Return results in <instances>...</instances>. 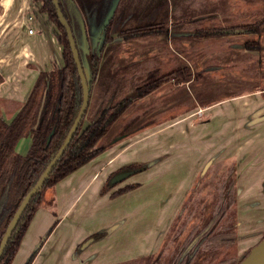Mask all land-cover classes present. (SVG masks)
<instances>
[{"label":"crops","instance_id":"obj_1","mask_svg":"<svg viewBox=\"0 0 264 264\" xmlns=\"http://www.w3.org/2000/svg\"><path fill=\"white\" fill-rule=\"evenodd\" d=\"M29 28H33L32 33ZM60 50L52 27L31 0H0V108L13 101L12 109L6 112L9 120L28 97L38 73L49 71L60 61ZM127 55L122 52L118 57L134 60L133 64L140 58L139 54ZM158 56L164 61L169 54ZM258 56L263 59L260 50L244 48L213 52L207 56L205 68L207 72L218 68L215 60L220 57L228 63L231 78L251 83L258 80V75L251 70L239 71L236 63ZM174 91L165 88L156 94L160 96L158 108L163 109L165 103L179 106L184 91ZM196 101V108L122 139L57 181L54 206L37 208L10 264L25 262L39 235L55 217L54 228L30 264H120L151 254L161 245L200 170L217 163L222 164V170L231 162L236 169L235 252L238 258L247 253L264 236V86L252 85L207 103ZM193 115L199 118L188 119ZM140 135L145 140L138 139ZM30 143L29 137H22L16 150L24 153ZM156 157H160L156 163L100 194L102 183L120 166ZM132 183H137L135 188L109 196ZM116 222H120L116 229L82 247L91 232Z\"/></svg>","mask_w":264,"mask_h":264},{"label":"trees","instance_id":"obj_2","mask_svg":"<svg viewBox=\"0 0 264 264\" xmlns=\"http://www.w3.org/2000/svg\"><path fill=\"white\" fill-rule=\"evenodd\" d=\"M31 3L37 7L38 11L46 13L47 21L52 22L57 27L53 30V35L61 44L63 64H55L49 71L42 70L38 73L28 97L10 121H6L2 115L0 116V238L22 198L34 186L41 172L64 143L71 123L78 114L83 101L81 78L72 57L65 28L58 20L52 0H31ZM61 6L60 3L62 10ZM209 7L211 8H206L208 11L205 13L206 15L197 17L196 25L191 26L194 29L193 36L199 39L197 55L205 56L216 50H229L238 47L234 40L228 42L224 38L231 29L247 30L251 28L256 33H261L264 11L259 16L260 18L248 20V18L240 19L231 12H227L218 3H212ZM157 11L155 9L154 15H157ZM221 18L228 19V22H222ZM208 24L213 25L207 27ZM163 28L161 21H153L147 22L145 25H135L124 29L123 32L125 33L123 34L128 38L146 35L147 33H162ZM106 29L109 35L111 33L109 24L104 26L105 34ZM241 46L259 49L260 39L248 38L241 43ZM83 56L81 59L82 62L84 60L87 85L90 91L86 110L68 146L49 174L50 176L45 180L43 186L36 191L37 194L30 199L26 209L22 212L17 226L7 240L0 257V264L12 262L22 242L21 239L29 227V221H31L37 210V205L45 194L44 192L53 188L57 181L95 158L108 146L148 127L150 124L160 123V121L172 118L177 113H182V111L196 106L191 98L186 99L179 106L171 105L159 112L157 117L141 122L133 129H128L131 120L136 117L140 118L141 114L151 111L155 102L151 100L145 107L136 105L132 108L129 98H123L116 103H114L115 98L108 101L104 96L101 98L103 83L101 81L102 85L99 86L98 56L91 53L87 55L85 53ZM190 77L191 74L187 68L181 67L164 74L156 81L150 80L147 83H140L136 89L139 90V95L143 96L155 91L158 87L157 84L165 82V80L185 81ZM2 80L0 72V82ZM128 106L131 107L129 113L122 116ZM118 120L121 121L122 126L119 127L117 134L111 141L107 142L104 137H106L109 128ZM26 136L30 137L31 145L27 152L22 155L17 153L15 148L18 140ZM219 165L222 164L207 165L200 170L190 192L182 202L183 205L172 218L165 238L155 253L153 264H237L242 259L227 255L225 251L235 243L237 236L235 164L234 162L224 164L222 170L219 169ZM149 166V163L139 161L120 166L102 184L100 194L106 193L117 184L111 182V179L119 171H129L134 174V172L144 170ZM215 171L217 173L209 183V189L202 194V182ZM136 185L137 183L125 184L111 192L109 196L111 198L116 197L135 188ZM210 195L211 198L209 199ZM206 207H209L207 212L204 211ZM198 213L200 221L193 222L186 231L185 237L179 242L178 238ZM106 234H108L107 229L96 230L87 237L95 241L103 238ZM79 249L80 246L76 250ZM37 251L38 249L31 254L28 261L22 264H30Z\"/></svg>","mask_w":264,"mask_h":264},{"label":"flooded vegetation","instance_id":"obj_3","mask_svg":"<svg viewBox=\"0 0 264 264\" xmlns=\"http://www.w3.org/2000/svg\"><path fill=\"white\" fill-rule=\"evenodd\" d=\"M187 1H192V0H187ZM193 1H195V0H193ZM52 2H53V0H52ZM169 2H171V0H58L59 8H60V3H61L62 10H61V8H60V10L62 11L64 17L66 18L68 25L72 29L74 43H75L76 49L78 51V58L80 59V62H81L82 68H83V73L86 76V80H87L86 69L84 67V60L82 62L81 56L84 57L83 55L85 53H86V55L88 53H91V54H97V56H98L97 57L98 58L97 75H99V78H100V80H99L100 86L103 83V85H102V91L103 92L101 94V98L103 96L106 97V99H107L106 101H108L109 99L115 98L114 103H116L117 101H120L123 98H129L130 99V105H132L138 99H142V98L146 99V97L149 96V94H154V96H152V100L156 99L155 97H160V96L156 95L158 92L165 90V88H169L172 91L177 90V89L180 91L181 90L184 91V95L182 96V99L178 100L179 104L180 103L182 104V102H184L186 99L189 100L191 98L192 101L196 104V106L198 105V102L196 101L197 99L194 97V95L192 94V92L190 90L192 89L191 85L193 83L197 82L198 79L200 78V76H202V75H200V72H198V71L196 73L192 72L194 70V69L192 70V68H195L197 70L200 67V69L205 70L206 69L205 67L208 66V64H206L207 56H209L210 54H213V53H208L202 59H198L200 56V55H197L198 54L197 44L199 43V39L197 37L193 36L194 29L191 26L196 25L197 22H195V20L200 15L199 14L194 15V16L188 15V14H186L188 9H186L182 13L181 12L182 6L180 4H178V0H176V2L173 3V6L172 5L169 6ZM100 3H102V5H104L105 7H101L102 15H100V17H98L97 22L95 23L94 22V16H92L91 14L95 13V15H96V13L98 11L97 5ZM160 6H162V7H160ZM107 8L110 9V13L108 12ZM155 9L158 10L157 15H154ZM224 9H225V7H224ZM55 10H56V8H55ZM225 10L227 12L229 11L227 9H225ZM229 12H231V11H229ZM40 13H43V12H40ZM56 13H57V10H56ZM106 13H107V15H106ZM172 13H173V15H172ZM231 13L233 15H235L236 17H239L234 12H231ZM43 14L45 15L46 13H43ZM81 14L83 15L82 17H81ZM46 15H45V17H46ZM123 17H125L124 20H122ZM239 18L240 19L248 18V20L249 19L252 20V17H250V15H245V17H239ZM58 20H59V18H58ZM221 20H222V22H228V19H222L221 18ZM95 21H96V19H95ZM153 21H161L163 23L164 28H163L162 33H155V34L154 33H147L146 35H140V37H145L147 35H156V36H161L162 38L163 37L167 38L168 40L173 39L174 43H175V48L172 47L171 50L173 51L174 56H177L179 58L178 64L176 66H174L173 68L165 70L164 72H162V69H163L162 65H163L165 60L161 61V58L158 55L161 54L164 56V55L169 54L171 56L172 54L171 53H165L166 52L165 49L164 50H156V52H153V53H151L150 50H147V52H142V54H144L146 56V58L148 57L147 60L146 59L141 60L140 58L142 56H140L138 61H136L134 64L133 63L131 64L132 65L131 67H128V66L125 67L127 71L132 68L131 72H127L126 74H124V73H122V71L124 70L123 67H118L116 69H113L114 68L113 67V68H111L110 73L104 74V72L101 71L102 70L101 66L103 65L104 61L109 59V62H111L114 65L115 62H121V60L124 58V57L119 58L118 57L119 53L116 54V52H114V54L111 56H109V54L107 55V53L104 54L103 51L108 47V44L110 46V43H114V42H116V40L122 41V40H128L130 38L133 39V38L139 37V36H130V37L126 38V36L123 34V33H125V32H123V30L130 28L132 26H135V25H145L147 22H153ZM46 22L50 23V26L52 27V31L54 29H57V27H55V25L52 22L47 21V17H46ZM87 22L89 24H95L96 25V28H97V32H96L97 35L96 36H93V34H91V36L87 35L88 31H87L86 26H85V24ZM60 24L62 25L61 22H60ZM106 24L110 25L111 33H109V35H108L107 29L105 30L106 34L104 32V26ZM212 25L213 24H208L207 27H211ZM63 27L65 28V31L67 34L66 27L65 26H63ZM103 33H104V35H103ZM261 34L262 33H256L251 28H248L247 30L234 28V29H231L229 34H227L224 38L227 39L228 42L230 40H234V43L236 42L235 45L238 46V47H234L232 49H229L230 51H232V50L236 51V49L238 50V49H243V48L245 50L247 49L249 51H254V50H261L262 49L261 37H260ZM244 36H245V40L248 38L260 39V48L259 49H249L247 47L245 48L244 46H241V43H243L245 41V40L242 41L241 37H244ZM91 38H94L93 39L94 43L92 42ZM67 39H68V34H67ZM182 39L189 41L190 44H188V45L184 44L185 45L184 46L182 44V41H181ZM200 40H203V39H200ZM99 42H100V44H98ZM68 43H69V39H68ZM70 46H71V44H70ZM229 50H221V51L223 52V51H229ZM71 51H72V48H71ZM167 51L169 52L170 50L167 49ZM181 51L182 52L185 51L186 55H188L190 58H192L193 67L192 66L190 67L189 66L190 64H187L183 61L185 56H182ZM109 53H111V52H109ZM72 57H73V52H72ZM59 59H60V61L58 63L56 62L55 64L62 65L63 59H61V50H60V58ZM73 59H74V57H73ZM113 59H114V62H113ZM195 59L196 60L198 59L199 61L197 60V61L193 62V60H195ZM151 60L160 61V64L159 65L158 64H150ZM133 61L134 60H131V62H133ZM75 63H76V61H75ZM139 64H142V65L139 66ZM146 64H148V65H146ZM76 66H77V63H76ZM201 66H204V67H201ZM181 67L187 68V71L191 74L190 79L185 80V81H182V80L181 81H175L174 79L165 80V82H161V83L157 84L158 87H156L155 91L149 92V94H145L143 96L139 95V92H138L139 90L136 89V86H138L140 83H147L150 80L156 81L160 77L164 76V74L169 73L173 70L180 69ZM77 70H78V67H77ZM78 75H79V73H78ZM104 75H105V77H104ZM141 77H143L144 79H141ZM101 81H102V83H101ZM124 85H127V86L125 87ZM174 86H176V88ZM187 87L190 88L189 91H188ZM132 88H133V91L130 90ZM184 88H186L187 91H185ZM88 91H89V89H88ZM165 92H164V94H165ZM89 94H90V91H89ZM136 105L137 104H135V107H136ZM169 106H171V105H168L165 108H167ZM196 106L191 108V109H188L186 111L192 110V109L196 108ZM182 112H184V111H182ZM156 113H159V112H156ZM122 116H125V115H122ZM134 119H136V118H133L131 121H133ZM137 119H140V118L138 117ZM30 145H31V143H30ZM30 145H29V147H30ZM27 150L24 153L18 152L17 150H16V152L24 155L27 152ZM111 188H110V190H111ZM12 217H11V219H12ZM8 223H7V226H8ZM7 226H6V228H7ZM4 232H5V230H4ZM4 232H3V234H4ZM3 234H2V236H3ZM2 236H1V238H2ZM1 238H0V240H1Z\"/></svg>","mask_w":264,"mask_h":264},{"label":"rangeland","instance_id":"obj_4","mask_svg":"<svg viewBox=\"0 0 264 264\" xmlns=\"http://www.w3.org/2000/svg\"><path fill=\"white\" fill-rule=\"evenodd\" d=\"M174 2H176V0H171V2H169V6L170 5L173 6ZM212 3H218V4L222 5L223 7H225V9H227L231 12H234L239 17H245V15H250V17H252V20H256L257 18H260L259 16L264 11V0H195V1H193V0L192 1L178 0V4H180L182 6L181 12L183 13V11L188 9L189 11L187 10L186 14L191 15V16H194L197 14H199L200 16L206 15L205 13L208 12L206 10V8H211L213 5L211 7H209V6ZM32 6H33V4H32ZM101 7H105V6L102 5V3L98 4L97 5L98 11H97L96 15H95V13L91 14L92 16H94V22L95 23L97 22L98 17H100V15H102ZM160 7H162V6H160ZM107 9H108V12L110 13V9L109 8H107ZM35 10L38 11L36 6H35ZM38 12H41V11H38ZM106 15H107V13H106ZM172 15H173V13H172ZM82 16L83 15L81 14V17ZM46 17H47V15H46ZM95 19H96V21H95ZM124 19H125V17H123L122 20H124ZM44 21L42 23V26L45 25ZM85 26H86V29L88 31L87 32L88 36H91V34H93V36L97 35L96 34L97 28H96L95 24H89L87 22L85 24ZM261 31H262V34L260 36L261 37V44L264 47V23L262 24ZM241 38H242V41L245 40V36L241 37ZM93 39L94 38H91L92 42H93ZM181 41H182L183 45L184 44H186V45L190 44L189 41H186L184 39H182ZM98 44H100V42ZM172 47L175 48V43H174L173 39L168 40L167 38H164V37L162 38L161 36L147 35L145 37L139 36V37H136L133 39L130 38L128 40H122V41L116 40V42L110 43V46L108 44V47L103 52H104V54H106V53H107V55L109 54V56L113 55L114 52H116V54L117 53L121 54L122 52H125V54H128L127 56H129V57H131L135 54H139V57H140V55L142 56L140 58L141 60H144V59L147 60L148 57L146 58V56L144 54H142V52H147V50L152 51V50H164L165 49L166 50L165 53H171L172 55L171 56L169 55L162 65V67H163L162 72H164L165 70L171 69L178 64L179 58L177 56H174L173 51L171 50ZM167 49H169L170 51L168 52ZM260 51H261V54L263 55L262 60H260V58L258 56V58H248L247 60H244L243 62H240V63L237 62L236 63V66H238V67H236V69H238L239 71L251 70L252 72H254V74L258 75V80L253 81L254 83L253 82H251V83L240 82L239 83L238 81H235L233 78L230 77V72L227 71V69H229L226 66V65H228V63H223L221 58L217 57V59L215 58L216 59L215 65L217 64L216 66H219V67L212 70V71L207 72L206 69L205 70L200 69V67L197 70L195 68H192V70L194 69L192 72L196 73L198 71V72H200V75H202V76H200V78L198 79L197 82H195L191 85V88H192L191 90L189 87H187L188 91L190 90L197 100L207 103V102L214 100V98H216V97L228 95V94H231V92H239L241 90L249 88L252 85H254L255 87H263L264 86V49H262ZM109 52H111V53H109ZM219 52H222V51L221 50L214 51L215 54L219 53ZM181 54H182V56H185V58H186V59L184 58L183 61L187 64H190L189 65L190 67L191 66L193 67L192 58H190L188 55H186L185 51L184 52L181 51ZM203 57L204 56H199L198 59H202ZM138 59L139 58H137V60ZM197 60L195 59V60H193V62H195ZM224 60H225V62H228L226 59H224ZM161 61H163V60H161ZM58 62L59 61H57V63ZM113 62H114V59H113ZM130 62L131 61H128L127 57H124L121 60V62L114 63L115 66L113 68V64L111 62H109V59H107L106 61H104L103 65L101 66V68H102L101 71L104 72V74H107V73L111 72L110 71L111 68L116 69L118 67H123L124 70L122 71V73L126 74L127 72H131V70H132V68H131L130 70L127 71L125 68L126 66H128V67L132 66L131 65L132 62L131 63ZM142 64H139V66H141ZM150 64H158L159 65L160 61L151 60ZM206 64H207V62H206ZM146 65H148V64H146ZM209 65H211V64H209ZM49 67H47L46 69H48ZM201 67H204V66H201ZM237 73H239V72L237 71ZM104 77H105V75H104ZM141 79H144V78L141 77ZM99 80H100V78H99ZM130 90L133 91V88ZM184 90L187 91L186 88H184ZM157 94H159V92ZM152 96H154V94H149V96H147L146 99L142 98V99L136 100L135 103H133L131 105L132 108L135 107V104H137L138 106L139 105L143 106V107L147 106L148 102L150 100H152ZM155 98L156 99H153V101H152L155 103H154L153 107L151 108V111L149 110L150 112L147 111V112L141 114L142 116H140V119H137L138 117H136L137 120L134 119L132 122H130L128 129H133V127L140 125L141 122H144V121H147L149 119H153V118L157 117L158 113H156V112H162L163 109L166 106H168L167 103H165V105L163 104L164 105L163 109L158 108V105L160 104V101H159L160 97H155ZM6 99L8 100V98H6ZM12 102L8 101L7 103H4L5 106L0 108L1 109L0 115H2L5 118V120H7V121L9 120V115H7L6 112L9 111V109H12V107L10 106V104H12ZM136 102H138V103H136ZM130 108L131 107L128 106V108L125 110L123 115L128 114L130 111ZM156 108L158 109V111L155 110ZM133 114L135 115V113H133ZM131 116H133V115H131ZM197 118H199L197 115H193L191 117H188V119H191V120H196ZM120 120H118L116 124H113V126L109 128L106 137H104L107 142L111 141V139L114 137V135L117 134L119 127L122 126V123H120L121 122ZM163 121H165V120H163ZM160 123H162V121H160ZM158 124L159 123L150 124L148 127H145L144 129H142L136 133L140 134L146 128H150V127L154 128V127L158 126ZM156 130H160V129H156ZM156 132H159V131H156ZM136 133H133V134H136ZM132 135H130V136H132ZM130 136H127V137H130ZM127 137H125V138H127ZM138 139L145 140V138L141 137V135L138 136ZM115 144H117V143H115ZM115 144H113V145H115ZM113 145H111V146H113ZM108 147H110V146H108ZM216 173H217V171H215V173H212L211 175H208L206 177V179L202 182V184H201V186H202L201 187V193L202 194H204L209 189V187H210L209 183L214 179ZM124 181L125 180L123 179L122 182H124ZM235 185H236V170H235ZM53 189H54V186H53V188L44 192L45 194L43 195L40 203L37 205V208L40 206H49V208H52L54 206L55 203L53 200H54L55 191ZM210 198H211V195L209 196V199ZM236 204H237V202H236ZM208 208L209 207H206L204 211L207 212ZM36 212H37V210H36ZM236 216H237V209H236ZM236 219H237V217H236ZM199 221H200V219H199V213H198L195 215L192 222L188 224V226L186 227V230L180 235V237L178 238V241L179 242L182 241V239L185 237L184 235L186 234V231L188 230V228L190 227V225L193 222L197 223ZM237 226H238V219H237V223H236V230H237ZM168 228H167V230H168ZM167 230H166V232H167ZM166 232H165V234H166ZM165 234H164V236H165ZM164 238H163V240H164ZM236 243H237V241H235V243L232 244L229 248L225 249V251L227 252L226 253L227 255L237 257L236 252H235ZM156 252L157 251H155L151 254H147V255L137 257V258L129 260V261H124V262H121L120 264H153V259H154V256L156 255L155 254ZM154 264H162V263H154Z\"/></svg>","mask_w":264,"mask_h":264},{"label":"water","instance_id":"obj_5","mask_svg":"<svg viewBox=\"0 0 264 264\" xmlns=\"http://www.w3.org/2000/svg\"><path fill=\"white\" fill-rule=\"evenodd\" d=\"M53 3L55 5V8L57 10V16L59 18V21L62 23L63 26L66 27L67 30V34H68V39H69V43L71 44V48H72V52H73V57L77 63V67H78V73L81 77V83H82V92H83V101L82 104L80 106V110L78 112V114L76 115V117L74 118L73 122L71 123V127L68 131V134L66 135L65 139H64V143L62 144V146L59 148V150L54 154V156L52 157L51 162L46 166V168L41 172L40 177L38 178V180L36 181V183L34 184V186L27 191L26 195L23 197V199L21 200L19 206L17 207V211L14 214V216L12 217V219L9 221L7 228L5 229V232L0 240V256L2 254L3 249L5 248L6 245V241L9 237V235L11 234L12 230L16 227V223L18 222L22 212L25 209V206L28 204V202L30 201V199L37 194V190H39L45 180L50 176L49 174L51 173L53 167L56 165V163L58 162V160L60 159L59 157L62 155V153L65 151L66 147L68 146V143L70 142V139L72 138V136L74 135L79 122L82 119V116L84 114L85 111V107L88 103V99H89V91H88V85H87V80H86V76L83 73V68L80 62V59L78 58V51L76 49V45L74 43V39H73V34H72V29L71 27L68 25L66 18L64 17L62 11L59 8L58 5V0H53ZM108 19V18H107ZM106 19V20H107ZM103 27V26H102ZM160 160V157H156L151 159V161L147 162L150 164H154L157 161ZM132 173L129 171H120L118 172V174L114 175L111 179V182L113 183H118L119 181H122L123 179L129 177ZM57 220V218L55 217L49 224V226L47 227V229L41 233L37 239V243L34 245V247L31 249L30 253L28 254V256L26 257L27 259L25 260L28 261V259H30L29 257L31 256V254L33 252H35L38 247L42 244L44 238L50 233L49 231L52 229V227L54 226L55 221ZM120 225V222H116L110 226L107 227H103V229H107L108 233H110L111 231H113L114 229H116L118 226ZM101 229V230H103ZM92 241L91 238H87V241H85L82 244V247L87 246L88 243H90ZM236 241H237V236H236ZM240 258H242L237 264H264V236L256 243L254 244L247 253H244L242 256H239Z\"/></svg>","mask_w":264,"mask_h":264},{"label":"built area","instance_id":"obj_6","mask_svg":"<svg viewBox=\"0 0 264 264\" xmlns=\"http://www.w3.org/2000/svg\"><path fill=\"white\" fill-rule=\"evenodd\" d=\"M31 19V17H29V20ZM32 31H33V28H29V30H28V32L29 33H32Z\"/></svg>","mask_w":264,"mask_h":264}]
</instances>
